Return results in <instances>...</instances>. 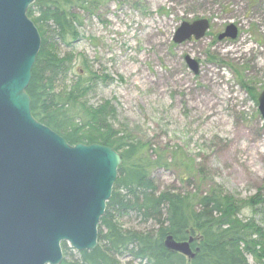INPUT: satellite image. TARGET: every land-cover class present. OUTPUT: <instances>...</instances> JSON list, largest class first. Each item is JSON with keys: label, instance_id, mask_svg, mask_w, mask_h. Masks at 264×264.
Listing matches in <instances>:
<instances>
[{"label": "rangeland", "instance_id": "1", "mask_svg": "<svg viewBox=\"0 0 264 264\" xmlns=\"http://www.w3.org/2000/svg\"><path fill=\"white\" fill-rule=\"evenodd\" d=\"M198 20L211 24L205 38L174 43L183 23ZM81 23L71 48L56 46L60 56L77 58L58 86L90 78L88 65L98 85L84 103H110L115 127L161 158L152 170L160 192L194 199L217 186L241 201H264V120L252 97L264 92V0H109ZM231 24L238 38L219 41ZM187 56L199 62V75ZM253 216L244 209V219ZM255 217L264 224V202ZM117 222L128 231L158 230L134 214ZM67 253V261L79 258L68 244ZM119 262L148 264L128 255Z\"/></svg>", "mask_w": 264, "mask_h": 264}, {"label": "trees", "instance_id": "2", "mask_svg": "<svg viewBox=\"0 0 264 264\" xmlns=\"http://www.w3.org/2000/svg\"><path fill=\"white\" fill-rule=\"evenodd\" d=\"M108 1L38 0L28 12L42 40L27 89L33 117L71 146L102 145L122 157L113 196L99 225L98 248L67 261L64 243L62 264H121L119 258L126 255L148 264H249L248 257L255 264H264V224L255 217L264 202L260 195L241 201L217 186L194 199L190 194L160 192L152 170L161 166V158L152 159L145 145L115 127V109L110 103L98 107L84 103L98 85V77L88 65L84 68L90 78L77 75L68 87L58 86L77 58L74 53L60 56L56 46L71 48L80 39L83 17ZM255 4L261 7L262 3ZM252 97L258 103L254 94ZM247 207L253 209L251 219L242 217ZM131 214L143 224L154 223L157 232L123 229L117 219ZM169 236L180 242L193 237L192 248L200 252L189 260L168 251L164 243Z\"/></svg>", "mask_w": 264, "mask_h": 264}, {"label": "water", "instance_id": "3", "mask_svg": "<svg viewBox=\"0 0 264 264\" xmlns=\"http://www.w3.org/2000/svg\"><path fill=\"white\" fill-rule=\"evenodd\" d=\"M38 0H0V264H62L66 243L79 253L99 246V225L113 196L122 157L102 145L71 146L32 115L27 89L41 49L28 12ZM208 20L183 23L174 43L200 41ZM229 25L219 41L236 40ZM189 69L200 64L185 57ZM264 120V92L258 97ZM196 239L165 247L193 260Z\"/></svg>", "mask_w": 264, "mask_h": 264}, {"label": "bare ground", "instance_id": "4", "mask_svg": "<svg viewBox=\"0 0 264 264\" xmlns=\"http://www.w3.org/2000/svg\"><path fill=\"white\" fill-rule=\"evenodd\" d=\"M198 236V235H197Z\"/></svg>", "mask_w": 264, "mask_h": 264}]
</instances>
